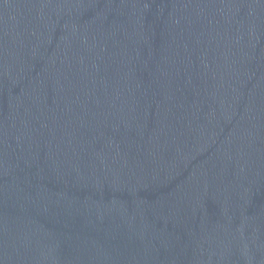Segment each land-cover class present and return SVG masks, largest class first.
I'll use <instances>...</instances> for the list:
<instances>
[{
	"label": "water",
	"instance_id": "95a60500",
	"mask_svg": "<svg viewBox=\"0 0 264 264\" xmlns=\"http://www.w3.org/2000/svg\"><path fill=\"white\" fill-rule=\"evenodd\" d=\"M0 264H264V0H0Z\"/></svg>",
	"mask_w": 264,
	"mask_h": 264
}]
</instances>
